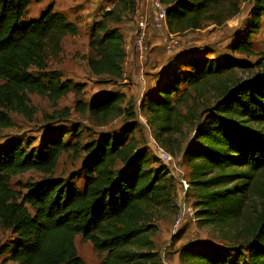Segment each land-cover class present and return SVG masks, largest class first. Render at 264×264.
<instances>
[{
    "label": "trees",
    "instance_id": "1",
    "mask_svg": "<svg viewBox=\"0 0 264 264\" xmlns=\"http://www.w3.org/2000/svg\"><path fill=\"white\" fill-rule=\"evenodd\" d=\"M32 1L0 0V129L12 127L13 114L32 118L29 95L45 97L55 106L71 91L81 94L54 71L47 80L30 72H43L49 60L61 54L62 40L77 34L76 26L51 6L37 20L23 21ZM158 1L167 11V32L179 38L206 24L222 26L239 14V6L247 0ZM110 2L117 12L106 13L92 27L86 66L95 77L119 82L124 76V39L108 22L133 14L135 0ZM261 22L264 0H253L252 25L233 45V53L253 55L248 49L250 37ZM199 52L169 61L170 71L157 75L153 94L139 104L149 117L148 126L171 145L170 136L185 124L178 107L185 106L192 119L198 100L210 94L216 99L194 126L183 151L191 192L185 196L194 199L198 224L227 232L232 241L222 246L191 242L182 248L179 260L181 264H264V54L257 61V73L229 84L227 73L245 64L224 58L210 61ZM74 110L98 125L118 117L127 122L136 119L122 93L77 101ZM68 116L69 110L63 109L54 111L51 119L63 121ZM132 124L125 135L132 132ZM67 134L62 130L46 135L38 149L18 139L0 148V228L12 237L0 246V264H83L74 247L76 236L96 253L105 254L100 264L153 262L147 208L169 205L173 177L164 166L155 168L160 161L153 154L150 158L132 137L121 141L103 136L82 145L78 133H73V143L65 139ZM68 152L83 153L81 188L65 185L61 178L28 181L20 188L25 193L10 187L12 178L30 171L51 177L59 158ZM237 242L236 249L229 247Z\"/></svg>",
    "mask_w": 264,
    "mask_h": 264
},
{
    "label": "rangeland",
    "instance_id": "2",
    "mask_svg": "<svg viewBox=\"0 0 264 264\" xmlns=\"http://www.w3.org/2000/svg\"><path fill=\"white\" fill-rule=\"evenodd\" d=\"M51 6L53 12L62 15L68 22L73 23L77 28L74 37H65L61 42V54L55 60H49L47 68L43 72L30 69V72L40 75L47 80L50 72H56L62 81L81 89L77 96L71 91L66 97L59 100L55 106L45 97L29 95L30 106L33 109V116L27 120L18 115H11L12 127L0 129V148L12 139L29 141L31 146L38 149L39 142L48 134L60 133L62 130L69 131L65 139L73 143V133H78L82 145L95 142L103 136L115 137L118 140L135 139L140 148L147 150L151 158L153 148L150 143H157L171 157V162L164 164L155 163L154 167L164 166L167 174L173 177V185L168 206L158 208H147L146 225L149 231V240L152 244L150 252L153 255V262L149 264H181L179 255L183 247L191 242L203 245L222 246L227 245L231 234L218 232L216 229L197 223L193 214L184 216L181 223L173 230L175 219L179 212L193 210L194 199L183 195L180 181H187L189 174L188 166L183 158V151L188 146L193 136L192 130L200 124L205 117L206 110L213 107L216 99L213 95L198 100V107L194 110L193 118L189 119V110L185 106L178 107L181 120H185L182 128L170 136L171 145L163 142L166 138H159L151 127L148 126V115L139 110V104L146 99L147 94H153L157 86V75L165 71L166 64L176 56L187 57L190 51H200L210 61L224 58L233 61L237 65L245 64L244 68H237L227 73L225 79L229 84L246 79L251 74L257 73L256 66L259 57L264 54V22L260 23V29L250 37L248 49L253 53L251 56L233 53V45L242 41L251 24V9L253 0H247L239 6V14L226 21L222 26L216 27L206 24L202 29L179 36V42L172 54L167 57L162 54V38L160 33L152 31L149 24L146 36L145 59L138 63L137 55L132 48L131 35L136 21L140 18L149 22L152 19V9L147 0H135V10L126 14L119 22L109 20L108 27L116 29L124 39V49L127 58H135L137 61L136 70L123 68L126 76L122 81H114L109 77L93 76L87 66L86 59L91 55L89 48L90 33L95 23L101 21L104 15L110 11H116L110 0H33L23 16V21L37 20L41 14ZM199 52V53H200ZM198 54V53H196ZM186 55V56H185ZM141 65V69L140 68ZM40 73V74H39ZM45 75V76H44ZM135 78V79H134ZM113 93H122L125 102L131 104L136 112V119L125 121L118 117L110 120L105 125H98L90 119L87 114H80L74 110L77 101L91 102L100 97H107ZM69 110V116L63 121H53L51 116L54 111ZM205 114V115H204ZM133 123L130 134H124L127 125ZM147 123V124H146ZM83 153L68 152L63 154L51 175L43 176L37 172H27L11 179L10 187L15 191H25L20 188L26 182H39L47 178H61L65 185L73 184L77 188L82 186L80 174L81 158ZM191 195L190 190L187 191ZM192 213V212H190ZM246 216V215H245ZM243 223V220L236 222V227ZM12 240L11 234L0 228V246L9 244ZM239 242L229 245L236 249ZM74 247L77 256L83 264H100L105 254H98L93 250L92 245L83 240L81 236L74 239ZM2 259L0 258V261Z\"/></svg>",
    "mask_w": 264,
    "mask_h": 264
},
{
    "label": "built area",
    "instance_id": "3",
    "mask_svg": "<svg viewBox=\"0 0 264 264\" xmlns=\"http://www.w3.org/2000/svg\"><path fill=\"white\" fill-rule=\"evenodd\" d=\"M150 2V7L152 9L153 15L152 19L150 21V26L152 28V31L154 30L155 32L160 33L161 38H162V54L164 56L169 57L176 46L178 45L179 38L167 32L166 30V15L167 11L166 9L160 4L158 0H147ZM148 27H149V22L145 21L144 19L140 18L136 21L134 25V29L132 30V35H131V42H132V48L134 52L137 55V61L138 63H141L145 59V53H146V36L148 32ZM140 64V68L141 69ZM152 148H153V153L154 156L162 163L168 164L171 162V157L170 155L163 150L157 143H150ZM180 185L183 190V195L188 190V184L185 180L180 181ZM192 212V213H190ZM180 214L178 217L175 219L174 225H173V230L177 228V226L181 223L182 219L184 216H190L192 218L194 214V210H187V212H179Z\"/></svg>",
    "mask_w": 264,
    "mask_h": 264
},
{
    "label": "crops",
    "instance_id": "4",
    "mask_svg": "<svg viewBox=\"0 0 264 264\" xmlns=\"http://www.w3.org/2000/svg\"><path fill=\"white\" fill-rule=\"evenodd\" d=\"M136 66H137V61H136V59L135 58H127V56H126V58H125V63H124V65H123V68H126V67H128V70H132V71H135V72H137V70H136ZM125 76H126V74H125V72H124V78H125ZM135 79V78H134Z\"/></svg>",
    "mask_w": 264,
    "mask_h": 264
}]
</instances>
